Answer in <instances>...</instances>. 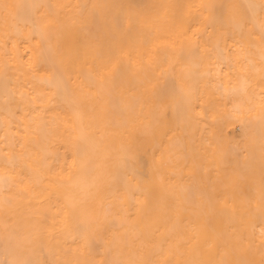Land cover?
<instances>
[{
    "label": "bare ground",
    "instance_id": "1",
    "mask_svg": "<svg viewBox=\"0 0 264 264\" xmlns=\"http://www.w3.org/2000/svg\"><path fill=\"white\" fill-rule=\"evenodd\" d=\"M0 264H264V0H0Z\"/></svg>",
    "mask_w": 264,
    "mask_h": 264
}]
</instances>
